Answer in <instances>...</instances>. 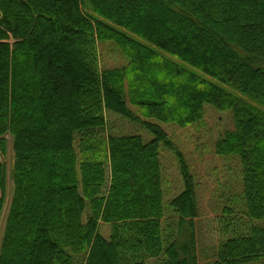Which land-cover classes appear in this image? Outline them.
I'll use <instances>...</instances> for the list:
<instances>
[{
  "label": "trees",
  "instance_id": "16d2710c",
  "mask_svg": "<svg viewBox=\"0 0 264 264\" xmlns=\"http://www.w3.org/2000/svg\"><path fill=\"white\" fill-rule=\"evenodd\" d=\"M102 41L129 64L102 69ZM207 104L233 110L215 152L241 167L210 264H264V0H0V264H200L195 177L149 119L191 126ZM108 111L155 138L98 137ZM161 144L184 181L169 202Z\"/></svg>",
  "mask_w": 264,
  "mask_h": 264
},
{
  "label": "rangeland",
  "instance_id": "374dc122",
  "mask_svg": "<svg viewBox=\"0 0 264 264\" xmlns=\"http://www.w3.org/2000/svg\"><path fill=\"white\" fill-rule=\"evenodd\" d=\"M89 7V0H86ZM89 11V10H87ZM100 66L102 69L122 68L129 64L130 59L113 41L99 42ZM201 75L206 74L198 71ZM135 113L139 109L131 105ZM107 126L98 137L109 135L138 134L145 142L152 141L155 136L152 132L138 123H132L125 117L112 111L106 113ZM149 122L161 126L172 138L176 146L184 154L191 172L195 177L197 195L200 207L199 217L196 219L200 264H210L215 260L218 245L222 239L220 231V217L225 205L234 203L236 195L241 193V167L237 157L221 156L215 152V144L222 134L235 128V118L232 109L219 110L211 104L204 109V116L195 124L182 127L175 123H164L155 119ZM78 148V142H76ZM162 162V180L165 202L177 197L184 190V181L181 175L177 156L164 144L160 145ZM0 161H5L8 171L14 162L12 139L9 138L8 154ZM108 179L110 170L108 168ZM13 196V182L10 178L7 203L0 222V246L3 237L7 216ZM87 215L85 216V220ZM245 220L247 218L244 216ZM100 233L107 239L112 234V225L101 222Z\"/></svg>",
  "mask_w": 264,
  "mask_h": 264
},
{
  "label": "crops",
  "instance_id": "0c3cea01",
  "mask_svg": "<svg viewBox=\"0 0 264 264\" xmlns=\"http://www.w3.org/2000/svg\"><path fill=\"white\" fill-rule=\"evenodd\" d=\"M2 240V239H1Z\"/></svg>",
  "mask_w": 264,
  "mask_h": 264
}]
</instances>
